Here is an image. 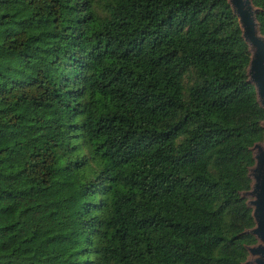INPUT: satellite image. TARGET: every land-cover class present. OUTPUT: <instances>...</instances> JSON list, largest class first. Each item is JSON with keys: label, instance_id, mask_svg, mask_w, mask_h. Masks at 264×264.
<instances>
[{"label": "trees", "instance_id": "obj_1", "mask_svg": "<svg viewBox=\"0 0 264 264\" xmlns=\"http://www.w3.org/2000/svg\"><path fill=\"white\" fill-rule=\"evenodd\" d=\"M248 57L227 0H0V264H241Z\"/></svg>", "mask_w": 264, "mask_h": 264}, {"label": "water", "instance_id": "obj_2", "mask_svg": "<svg viewBox=\"0 0 264 264\" xmlns=\"http://www.w3.org/2000/svg\"><path fill=\"white\" fill-rule=\"evenodd\" d=\"M237 18L241 37L247 45L249 52L246 66L247 81L252 84L255 100L264 109V37L258 31L255 19L257 9L251 0H227ZM262 126L264 128L263 122ZM254 166L247 174L251 179V191L248 192L253 199L246 204L252 206V217L256 227L251 233L256 235L261 244L256 248H248L251 254L257 255L254 264H264V142L256 145Z\"/></svg>", "mask_w": 264, "mask_h": 264}, {"label": "rangeland", "instance_id": "obj_3", "mask_svg": "<svg viewBox=\"0 0 264 264\" xmlns=\"http://www.w3.org/2000/svg\"><path fill=\"white\" fill-rule=\"evenodd\" d=\"M263 125H264V121H263ZM263 142H264V131H263L262 136L258 140L253 141L250 144V146H249V151H250V156H251V159H252V163L249 166H247V168H246L247 174L250 172V169L254 166V162H255L254 155L256 153V145L257 144L262 145ZM248 178H249V183H248L247 188H245L244 190L240 191V196L242 197V199H244L245 205L248 204V202L253 199V197L250 194H248V192H250L251 189H252L251 188L252 179L249 176H248ZM247 207L250 209V219H251L252 224L249 227H246L245 228V232H247L251 236H253L254 242L252 244H249V245H244V248L246 250V257H245L244 261L241 264H254L255 263L254 260L256 259L257 255L251 254L249 252L248 248L249 249L250 248L251 249L252 248H256V246H258L259 244H261V242L256 237V235H254L253 233H251V230L256 227V224H255V221H254V219L252 217V210H253L252 206L249 205Z\"/></svg>", "mask_w": 264, "mask_h": 264}]
</instances>
